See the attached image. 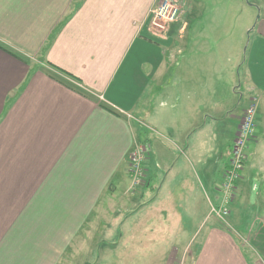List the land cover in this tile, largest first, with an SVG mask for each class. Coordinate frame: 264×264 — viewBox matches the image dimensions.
I'll list each match as a JSON object with an SVG mask.
<instances>
[{
	"label": "crops",
	"instance_id": "crops-1",
	"mask_svg": "<svg viewBox=\"0 0 264 264\" xmlns=\"http://www.w3.org/2000/svg\"><path fill=\"white\" fill-rule=\"evenodd\" d=\"M160 2L0 0V264H72L71 254L88 245L117 248L114 220L111 239L97 235L112 198L132 182L131 152L146 141L153 150L146 186L133 196L131 238L141 218L147 239L159 241L154 250L171 235L183 241L175 264H258L238 236L255 229L256 249L264 251V14L252 28V12L243 10V54L239 24L222 20L225 9L217 8L214 20L191 22L195 12L176 1L179 20L167 35L155 34L152 12ZM252 101L255 136L232 208L253 222L240 225L247 231L239 235L214 218L208 226L222 194L210 182H222ZM155 149L169 162H151ZM157 235L166 237H151Z\"/></svg>",
	"mask_w": 264,
	"mask_h": 264
},
{
	"label": "rangeland",
	"instance_id": "rangeland-1",
	"mask_svg": "<svg viewBox=\"0 0 264 264\" xmlns=\"http://www.w3.org/2000/svg\"><path fill=\"white\" fill-rule=\"evenodd\" d=\"M174 1V0H172ZM176 1H182L186 2L188 5V8H192V10L195 12L194 14H191V12L188 13V20H191V22H195L196 20H214V11L219 8L221 10L225 9V15L223 16L222 20H236L239 26L237 27V35L238 39L244 41L241 43V46L239 47V52L240 53H245L247 44H248V35L249 31L245 30V24L247 23V20H249L248 13H244L243 10H247L252 12L253 16V26L254 27L255 23L257 20H260L262 15L264 14V0H176ZM174 1L178 7H179V18L181 14V8L178 4V2ZM260 2L259 5L255 3ZM229 5L232 6V8H229ZM251 5L257 6V9L254 7H250ZM157 7H155L153 10H155ZM204 12V15L202 16V13ZM202 16V17H201ZM179 20V19H178ZM186 23V21L184 22ZM193 24V23H191ZM56 76H59V73H55ZM62 78V77H61ZM246 100L243 99V102ZM137 139L140 140V135H143V132L141 130V127H137ZM145 144L153 150V146L149 141H146ZM147 149V152L150 151ZM151 152V151H150ZM156 156L155 158H152L150 161L153 162V160L159 164H165L169 162L168 159V154L165 153L164 151H160L158 149H155ZM132 182H124L123 186L118 190V192L115 194V196L112 198L113 199V208L110 209V212L106 215L105 214V227L102 225L100 226L102 231L97 235L98 239H105V238H110L111 239V234L112 230H108L109 223L114 220V225L119 226L118 227V238L119 242L117 248L115 249H110L106 247L97 248L93 247L91 249V246L88 245V248L85 252L79 251L77 253H72V264H175V260L181 258L180 254L181 252L175 250V247L180 246V244L183 243L181 240L180 243H175L174 239H176L175 235L169 236L171 239V242L169 244H166L164 248L162 249H156L154 250L155 246L157 243H159L158 240H154V242L149 239H147V235H145L146 231L142 230V225L140 223L142 222L141 218H138V224L136 225V231H135V236L131 238V235L129 234L130 232V223H129V216L131 214V209L133 208L132 203L133 201V196L135 194H131L130 187H131ZM211 186L216 189L222 185V182H210ZM154 185V184H153ZM127 187L129 189L127 190ZM202 187V186H201ZM163 191L164 188H163ZM192 191L195 192V194L198 193V189L194 186ZM207 191V190H206ZM139 192V191H138ZM137 195H141L142 193H138ZM244 196H248V190L244 189ZM208 195H211L207 191ZM181 198L186 196V191L185 188L182 187L179 190L178 194ZM104 203L106 206H109L110 203V198H107ZM103 203V204H104ZM245 205H249V202L245 199V202H243ZM101 204V206H103ZM239 207L243 210V205L242 202H237ZM106 206L104 207L106 209ZM200 207H203V203L200 204ZM251 207V206H249ZM230 213L226 217L225 220H218L222 226L226 227L227 225L230 226V228L235 229L236 233L239 235L245 234L247 231V227H250L252 225L251 221L252 218H248L246 221L245 218L241 214V210L238 211L235 206L232 208V203L229 204L228 206ZM248 211V210H246ZM253 211V210H250ZM116 212V214H115ZM154 213V212H152ZM211 218L208 221V226H211L210 224L214 222V219L216 220L215 215H210ZM214 218V219H213ZM156 220V218H154ZM212 220V221H211ZM119 222V223H118ZM248 223L247 227L243 228L242 225L243 223ZM253 222V221H252ZM207 224V222H206ZM205 224V226H206ZM226 226H225V225ZM132 226H135L131 223ZM254 226V225H253ZM252 227V226H251ZM115 228V226H114ZM250 230V229H249ZM207 231V228L204 230H200V232L194 236V239L192 243L189 245V250L191 251L190 253H193L195 251V248L197 247L198 243H200L205 236V233ZM254 230L248 231V238L244 237L243 240L241 237L243 236H238V238L241 241V244L245 247H247L251 254H248L249 256H253L255 259L254 261H258V264H264V251L263 250H257L255 246V239H254ZM116 232V230H115ZM152 238L155 239H165L166 236L164 235H157V236H151ZM188 237V236H187ZM193 237V236H192ZM174 238V239H173ZM180 239L181 236H179ZM186 239V237L184 238ZM183 239V240H184ZM252 239V240H251ZM115 241V240H114ZM116 243V242H115ZM170 244H177V245H170ZM260 254V255H259ZM185 263V261H184ZM187 264H189V260L187 261Z\"/></svg>",
	"mask_w": 264,
	"mask_h": 264
},
{
	"label": "built area",
	"instance_id": "built-area-1",
	"mask_svg": "<svg viewBox=\"0 0 264 264\" xmlns=\"http://www.w3.org/2000/svg\"><path fill=\"white\" fill-rule=\"evenodd\" d=\"M179 7L172 0H161L160 4L152 12V29L156 33L163 36L167 35L169 29L179 19ZM183 27V28H182ZM179 30V36L185 33L183 25ZM99 99L103 100L102 97ZM257 114V105L252 101L248 108L244 111L240 124L237 128L236 137L231 149L230 160L225 168L222 180L221 200L218 207L212 206L211 212L218 220H225L229 215V204L232 203L234 194L236 193L237 182L241 179L242 172L246 163V149L248 142L255 136ZM147 149L149 147L143 144L138 145L129 156V173L132 178L130 192L137 193L146 186V175L144 164L147 161Z\"/></svg>",
	"mask_w": 264,
	"mask_h": 264
},
{
	"label": "trees",
	"instance_id": "trees-1",
	"mask_svg": "<svg viewBox=\"0 0 264 264\" xmlns=\"http://www.w3.org/2000/svg\"><path fill=\"white\" fill-rule=\"evenodd\" d=\"M102 107H105L107 110H109L110 112H112V110L109 109V108H107L105 105H103ZM141 144H143L144 146H147V145L145 144V142H142ZM147 147H148V146H147Z\"/></svg>",
	"mask_w": 264,
	"mask_h": 264
}]
</instances>
